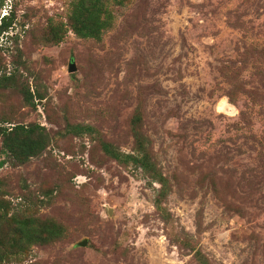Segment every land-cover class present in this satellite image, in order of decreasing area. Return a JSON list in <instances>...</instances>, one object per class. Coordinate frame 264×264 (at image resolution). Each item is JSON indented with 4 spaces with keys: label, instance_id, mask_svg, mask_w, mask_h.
Returning a JSON list of instances; mask_svg holds the SVG:
<instances>
[{
    "label": "rangeland",
    "instance_id": "obj_1",
    "mask_svg": "<svg viewBox=\"0 0 264 264\" xmlns=\"http://www.w3.org/2000/svg\"><path fill=\"white\" fill-rule=\"evenodd\" d=\"M71 1L0 6L1 17L16 3L12 32L29 68L19 80L33 96L0 88V126L51 133L25 164L0 138V202L12 212L34 194L37 215L68 228L67 239L0 264H197L186 241L213 264H264V0H127L98 41L69 29L39 43L49 16L67 22ZM7 44L9 71L17 53ZM136 110L169 181L167 220L154 205L160 184L102 150L101 140L132 151ZM80 122L95 131L68 133Z\"/></svg>",
    "mask_w": 264,
    "mask_h": 264
},
{
    "label": "trees",
    "instance_id": "obj_2",
    "mask_svg": "<svg viewBox=\"0 0 264 264\" xmlns=\"http://www.w3.org/2000/svg\"><path fill=\"white\" fill-rule=\"evenodd\" d=\"M127 0H72L66 13L67 22L49 16L41 28L39 43L55 45L64 40L69 29L78 37L86 40L98 41L103 32L112 27L114 20L113 6L123 5ZM4 0H0L3 6ZM16 3L10 4L7 13L0 17V40L5 36L6 42L0 43V53L4 46L11 42L17 53L16 59L11 63L12 69L8 71L7 64L0 55V88H16L24 103L31 104L33 96L27 84L20 83L21 70H29L22 60V49L17 44L19 36L12 32L17 21L18 10ZM24 25V21L22 23ZM69 26V28L67 27ZM238 71H232L231 82H234ZM228 75V74H227ZM247 91L239 86L236 93ZM248 92V91H247ZM246 93V92H245ZM39 98L43 95L38 92ZM131 130L133 136V149L126 153L117 150L107 141L101 140L103 152L106 155L127 166L132 164L141 169L151 181H157L160 188L157 190L154 205L164 220L168 219L169 212L162 201L167 195L169 181L160 170L154 154L150 138L142 130V118L139 110L132 115ZM7 120V119H4ZM68 133L76 136L92 134L95 128L89 123H68ZM1 146L4 154L17 164H25L32 157L44 152L51 143L50 131L38 123L24 125L17 123L14 126H0ZM27 205L10 212L11 208L0 202V263L19 258L32 248V246H45L68 238V228L65 222L53 216L37 215L38 200L33 194L27 196ZM44 216V217H42ZM184 247L194 252L197 264H213L210 258L200 248L194 247L190 242H180Z\"/></svg>",
    "mask_w": 264,
    "mask_h": 264
},
{
    "label": "water",
    "instance_id": "obj_3",
    "mask_svg": "<svg viewBox=\"0 0 264 264\" xmlns=\"http://www.w3.org/2000/svg\"><path fill=\"white\" fill-rule=\"evenodd\" d=\"M75 70H76V66H75V64L73 62H71L69 64L68 71L69 72H75ZM78 244L81 245V246H84L86 244V240L85 239L81 240L80 242H78Z\"/></svg>",
    "mask_w": 264,
    "mask_h": 264
}]
</instances>
